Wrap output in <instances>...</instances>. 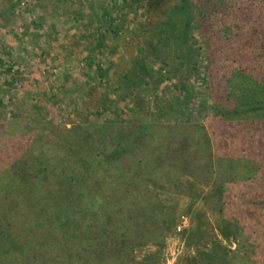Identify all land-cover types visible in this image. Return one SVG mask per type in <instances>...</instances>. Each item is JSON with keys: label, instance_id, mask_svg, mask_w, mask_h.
Returning a JSON list of instances; mask_svg holds the SVG:
<instances>
[{"label": "trees", "instance_id": "1", "mask_svg": "<svg viewBox=\"0 0 264 264\" xmlns=\"http://www.w3.org/2000/svg\"><path fill=\"white\" fill-rule=\"evenodd\" d=\"M2 1L0 17L12 11L15 4V0ZM72 2H79L82 7L85 3L84 8L88 10L83 15L76 9L67 11V16L81 26L84 41L86 37L91 40L86 41L88 47L84 49L88 55L106 44L114 50L116 44L109 40L113 39L114 31L125 28V22L119 25L122 17H109L112 11L105 1L106 5L99 0ZM135 3L143 8L142 24L136 31L139 39L131 38L136 42L128 39V44L133 47L131 66L139 70L140 80L137 81L141 83L144 79L148 84L155 72L149 67L150 63L156 66L162 55L173 64L172 78L180 96L169 120L192 121L197 128H203L205 125L197 123L193 115L195 89L190 83L193 73H202V93H205L202 96H205L203 102L209 101L210 122L223 129L224 145L213 136L215 130L210 131L209 141L218 184L213 200L217 212L215 228L221 241L228 244L222 253L208 252V259L211 264H264V0H136ZM101 9L106 11L104 16L96 12ZM135 15L130 18L132 24ZM168 39L172 45H168ZM5 61L10 62L7 58ZM108 68L104 71L109 72L110 87L106 89V103H100L108 117L100 119V113L96 120L84 115L68 129L49 126L53 121L31 124L25 119L18 123H0V264H61L58 262L59 240L50 235L39 237V242L54 253L22 248L27 244L20 238L26 224L18 217L17 210L26 202L27 195L39 199L44 194L48 200L52 199L45 193L47 187L42 185L48 184L49 175L58 171L56 164L64 160V149L68 151L78 145L75 135L86 139L89 131L96 133L102 140L92 154L115 168L127 152L140 144L142 147L153 134L147 122L136 120L137 123L131 124L119 117L122 114L119 108L138 111L133 106L136 93L130 85V68H122L120 73ZM104 71L101 76L105 75ZM92 79L88 75L86 82ZM139 86H143L142 83ZM115 91L121 94L120 98L115 96ZM145 119L159 121L155 115ZM124 120L127 127L122 126L120 133L113 135L112 124ZM83 126L86 129L81 131ZM44 129L47 138L42 139ZM92 148L87 145V150ZM254 227H261V247ZM221 241L215 236L208 237L212 245ZM192 264L210 263L202 259Z\"/></svg>", "mask_w": 264, "mask_h": 264}, {"label": "crops", "instance_id": "2", "mask_svg": "<svg viewBox=\"0 0 264 264\" xmlns=\"http://www.w3.org/2000/svg\"><path fill=\"white\" fill-rule=\"evenodd\" d=\"M170 121L154 128L146 143L127 152L115 168L92 154L102 140L96 133L89 131L86 139L75 135L78 147L64 149L58 171L42 185L52 199L27 195L18 207L26 224L22 248L54 253L39 242L50 235L59 240L61 264L201 262L207 235L222 240L215 228L212 148L205 129L192 121ZM182 214L188 225L177 231ZM189 244L197 245L191 251L197 253L183 257Z\"/></svg>", "mask_w": 264, "mask_h": 264}, {"label": "rangeland", "instance_id": "3", "mask_svg": "<svg viewBox=\"0 0 264 264\" xmlns=\"http://www.w3.org/2000/svg\"><path fill=\"white\" fill-rule=\"evenodd\" d=\"M27 1L26 4V0H15L14 9L0 17V111L2 112L0 123L3 124L4 121L18 123L25 119L31 124L53 121V124L49 123V126L56 125L68 129L72 123H77L84 115H87L88 119L96 120L100 113H102L100 119L108 117L109 114H105L100 105L101 102L106 103V89L110 87L109 72L104 69L110 66L116 73H120L122 68L128 70L132 65L133 47L129 46L128 39H139V34H136V31L142 24L143 8L139 3H135L136 0H99L100 4L105 1L110 7L109 11L112 13L110 12L109 17H122L120 19L122 22L119 20V25L126 24L125 28H119L120 32L114 31L113 39L109 40H112L113 45L116 44L114 50L113 48L111 50L106 44L88 55V51L84 49H87L86 45L91 40L86 37L84 41L81 26L67 16V11L74 9L80 15L87 13L88 10L84 8L86 7L85 3L82 7L79 2H72V0ZM85 1L87 2V0ZM1 3L4 1L0 0ZM96 12L98 16L106 14V11L104 12L102 9ZM86 15L91 17L90 14ZM134 15L136 17L132 24L130 18ZM168 40V45H172L170 39ZM161 57L162 59L157 60L156 66L150 63L149 67L155 69V72L148 84L146 80H142L143 86H139L141 83L137 81L139 70L131 66L129 69L132 78L130 85L136 93L133 96L135 99L133 106L137 107L138 111L133 112L127 108H119L122 112V114L119 113L121 114L119 117L125 118L131 124L137 123L136 120H139L140 123L147 122V125H151V130L157 127L163 129L166 127L165 123H171L169 118L174 115L173 112L180 100L172 78L173 64L159 55V58ZM5 58L10 62L6 63ZM198 66L202 69L200 64ZM101 71L105 72L104 76H101ZM106 73L108 74L106 75ZM88 75L93 78L92 81H87L89 83L86 82ZM190 83L195 89L193 97L195 106L192 111L196 122L205 125L203 129L206 130L209 137L210 131L215 130L213 136L222 144V141L225 140L223 129L219 124L210 122L209 101L203 102L205 96L202 95L205 93H202L204 90L202 73H193ZM128 91L132 95L129 88ZM114 93L117 98H120V93L117 91ZM104 108L107 106L105 105ZM153 115L159 120L158 122H150L145 119V117ZM125 120L112 124L113 135H118L122 126L127 127ZM152 123H155L154 127H152ZM44 130L42 139L47 138V130ZM101 161L107 162L105 159H101ZM109 165L112 166L110 163ZM252 229L256 230V237L260 245L262 242V236L259 237L262 233L261 227ZM209 236L208 234L207 241ZM252 238L251 236L250 239L252 240ZM227 244L228 241H221L209 246L208 242L206 244L208 249L206 248L200 253L201 258L211 264L208 252L222 253ZM230 244L233 246L232 243ZM196 246L189 244V248L185 252L187 254H184L183 257L196 255L197 252H191L196 250ZM175 247L172 248L175 249Z\"/></svg>", "mask_w": 264, "mask_h": 264}, {"label": "built area", "instance_id": "4", "mask_svg": "<svg viewBox=\"0 0 264 264\" xmlns=\"http://www.w3.org/2000/svg\"><path fill=\"white\" fill-rule=\"evenodd\" d=\"M188 225L187 217L185 215H180L179 216V222L176 225V230L181 231L185 229Z\"/></svg>", "mask_w": 264, "mask_h": 264}]
</instances>
